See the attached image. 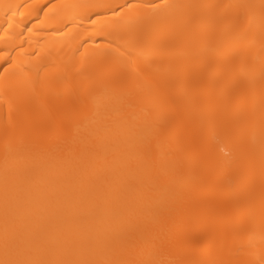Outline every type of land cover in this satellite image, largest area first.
Listing matches in <instances>:
<instances>
[{"label":"bare ground","instance_id":"6f19581e","mask_svg":"<svg viewBox=\"0 0 264 264\" xmlns=\"http://www.w3.org/2000/svg\"><path fill=\"white\" fill-rule=\"evenodd\" d=\"M0 264H264V0H0Z\"/></svg>","mask_w":264,"mask_h":264},{"label":"rangeland","instance_id":"374dc122","mask_svg":"<svg viewBox=\"0 0 264 264\" xmlns=\"http://www.w3.org/2000/svg\"><path fill=\"white\" fill-rule=\"evenodd\" d=\"M204 87V86H203ZM198 90H200V89H198Z\"/></svg>","mask_w":264,"mask_h":264}]
</instances>
